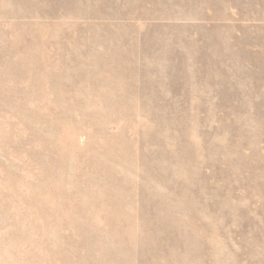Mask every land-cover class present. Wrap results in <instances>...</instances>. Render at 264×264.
Instances as JSON below:
<instances>
[{"label":"rangeland","instance_id":"rangeland-1","mask_svg":"<svg viewBox=\"0 0 264 264\" xmlns=\"http://www.w3.org/2000/svg\"><path fill=\"white\" fill-rule=\"evenodd\" d=\"M0 264H264V0H0Z\"/></svg>","mask_w":264,"mask_h":264}]
</instances>
